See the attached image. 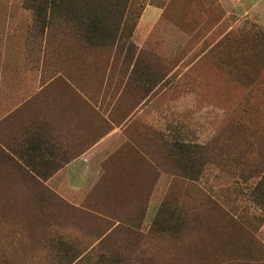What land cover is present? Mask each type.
I'll return each instance as SVG.
<instances>
[{"label":"rangeland","instance_id":"1","mask_svg":"<svg viewBox=\"0 0 264 264\" xmlns=\"http://www.w3.org/2000/svg\"><path fill=\"white\" fill-rule=\"evenodd\" d=\"M41 1L0 0V264H264V0Z\"/></svg>","mask_w":264,"mask_h":264},{"label":"trees","instance_id":"2","mask_svg":"<svg viewBox=\"0 0 264 264\" xmlns=\"http://www.w3.org/2000/svg\"><path fill=\"white\" fill-rule=\"evenodd\" d=\"M128 0H107V5L109 6V10H106L104 12L103 9L99 10L98 6L100 5V0H50V1H41L40 4L45 5V11L54 12L60 8H66L71 3L74 2H80L82 4H90V7L88 10H86V20L88 22V25L85 28V31L90 34V37L96 36V34H106L115 33L118 31V25L122 21L124 16V9L123 6L126 5ZM97 4H94V3ZM92 5V6H91ZM110 7H112V11L110 10ZM47 9V10H46ZM51 15V14H50ZM115 16L114 18H117V27H115L113 30L110 29V27L107 25L106 22V16ZM112 27H114L112 25Z\"/></svg>","mask_w":264,"mask_h":264},{"label":"crops","instance_id":"3","mask_svg":"<svg viewBox=\"0 0 264 264\" xmlns=\"http://www.w3.org/2000/svg\"><path fill=\"white\" fill-rule=\"evenodd\" d=\"M9 116H10V114H8L6 117H9ZM4 117H5V116H4ZM67 118H73V119H74V118H77V115H76V114H70V115L68 114V115H67ZM69 164H70V163H69ZM69 164L66 165V166H69Z\"/></svg>","mask_w":264,"mask_h":264}]
</instances>
